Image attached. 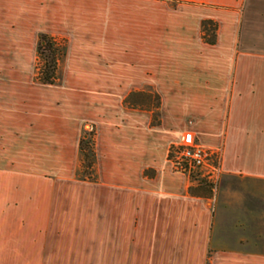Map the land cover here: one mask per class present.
<instances>
[{"label":"crops","instance_id":"1","mask_svg":"<svg viewBox=\"0 0 264 264\" xmlns=\"http://www.w3.org/2000/svg\"><path fill=\"white\" fill-rule=\"evenodd\" d=\"M41 34L65 44L52 85ZM187 133L215 188L172 169ZM0 264H264V0H0Z\"/></svg>","mask_w":264,"mask_h":264},{"label":"trees","instance_id":"2","mask_svg":"<svg viewBox=\"0 0 264 264\" xmlns=\"http://www.w3.org/2000/svg\"><path fill=\"white\" fill-rule=\"evenodd\" d=\"M216 25L211 21H202L201 38L207 44L215 42ZM65 44L62 40L41 34L36 47V60L34 80L44 85H52L57 81L59 62L64 57ZM123 105L127 108H140L153 112V124L157 123L159 97L151 92H131L124 100ZM80 169L79 177L89 178L94 165V131L82 132L79 142ZM198 186L208 190L211 188L204 179L194 177Z\"/></svg>","mask_w":264,"mask_h":264},{"label":"built area","instance_id":"3","mask_svg":"<svg viewBox=\"0 0 264 264\" xmlns=\"http://www.w3.org/2000/svg\"><path fill=\"white\" fill-rule=\"evenodd\" d=\"M168 160L175 172L204 179L215 188L220 173L219 158L212 149L197 143L191 134L182 136L169 149Z\"/></svg>","mask_w":264,"mask_h":264},{"label":"rangeland","instance_id":"4","mask_svg":"<svg viewBox=\"0 0 264 264\" xmlns=\"http://www.w3.org/2000/svg\"><path fill=\"white\" fill-rule=\"evenodd\" d=\"M88 128H87V127ZM91 129H92V133H93V131H94V128H93V126L92 125H90V124H87V125H85V127H84V130L83 131H86L87 133H89V131H91Z\"/></svg>","mask_w":264,"mask_h":264}]
</instances>
